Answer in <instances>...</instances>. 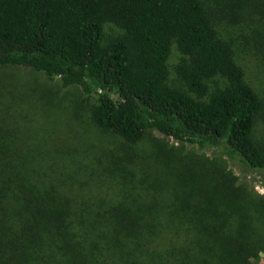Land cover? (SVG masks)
<instances>
[{
	"label": "trees",
	"instance_id": "1",
	"mask_svg": "<svg viewBox=\"0 0 264 264\" xmlns=\"http://www.w3.org/2000/svg\"><path fill=\"white\" fill-rule=\"evenodd\" d=\"M238 32L264 72V0H0V68L80 86L122 141L87 161L0 110V264H258L264 90Z\"/></svg>",
	"mask_w": 264,
	"mask_h": 264
},
{
	"label": "rangeland",
	"instance_id": "2",
	"mask_svg": "<svg viewBox=\"0 0 264 264\" xmlns=\"http://www.w3.org/2000/svg\"><path fill=\"white\" fill-rule=\"evenodd\" d=\"M238 32L234 38L235 55L239 63L245 68L248 80L258 88L264 90V72L258 58L252 51V46ZM178 59L174 51L169 60L172 77L175 76L174 67ZM82 88L74 85L64 88L60 77L50 78L44 72L21 66H6L0 68V110L10 120L17 117L19 122L33 127L36 140H47L51 147L61 143H68L78 149L88 160L99 157L101 162L107 163L110 154L121 149L122 141L110 132L97 128L90 120L91 106L95 97L82 103ZM36 134V135H35ZM154 135L174 142V139L158 131ZM189 148L196 147L191 146ZM207 156H216L214 148L204 150ZM226 159L229 168L239 177L244 175L239 162ZM255 189L264 194V186L254 183ZM258 264H264V252Z\"/></svg>",
	"mask_w": 264,
	"mask_h": 264
}]
</instances>
